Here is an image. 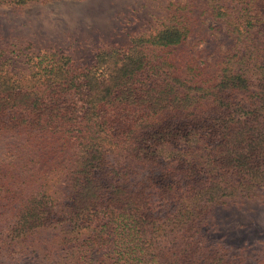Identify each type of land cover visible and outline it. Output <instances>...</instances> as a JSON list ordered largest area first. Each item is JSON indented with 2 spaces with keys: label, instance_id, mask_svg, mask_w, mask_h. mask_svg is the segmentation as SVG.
<instances>
[{
  "label": "trees",
  "instance_id": "trees-1",
  "mask_svg": "<svg viewBox=\"0 0 264 264\" xmlns=\"http://www.w3.org/2000/svg\"><path fill=\"white\" fill-rule=\"evenodd\" d=\"M225 2L214 9L237 46L217 85L189 84L156 55L186 38L181 23L89 67L26 47L17 70L0 46V249L56 264H239L204 229L212 204L264 189V31Z\"/></svg>",
  "mask_w": 264,
  "mask_h": 264
},
{
  "label": "rangeland",
  "instance_id": "rangeland-1",
  "mask_svg": "<svg viewBox=\"0 0 264 264\" xmlns=\"http://www.w3.org/2000/svg\"><path fill=\"white\" fill-rule=\"evenodd\" d=\"M217 5L216 0H41L0 9V46L13 49L17 70L23 60L18 50L26 47L35 53H66L77 65L89 67L101 49L128 50L133 39L181 23L186 38L156 55L167 57L189 84L217 85L237 46L236 36L214 9ZM225 5L252 10L257 27L264 31V0H226ZM247 43L241 45V53ZM5 143L0 136V153ZM204 231L209 243L225 247L239 264H264V189L252 198L212 204ZM6 235L5 230L1 240ZM32 256L2 247L0 264H44L42 259L56 264L50 255L41 260Z\"/></svg>",
  "mask_w": 264,
  "mask_h": 264
}]
</instances>
